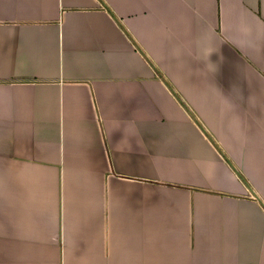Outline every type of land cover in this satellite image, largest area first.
Listing matches in <instances>:
<instances>
[{
  "label": "crops",
  "instance_id": "0c3cea01",
  "mask_svg": "<svg viewBox=\"0 0 264 264\" xmlns=\"http://www.w3.org/2000/svg\"><path fill=\"white\" fill-rule=\"evenodd\" d=\"M0 264H264V0H0Z\"/></svg>",
  "mask_w": 264,
  "mask_h": 264
}]
</instances>
